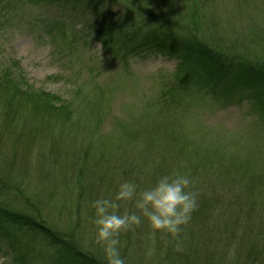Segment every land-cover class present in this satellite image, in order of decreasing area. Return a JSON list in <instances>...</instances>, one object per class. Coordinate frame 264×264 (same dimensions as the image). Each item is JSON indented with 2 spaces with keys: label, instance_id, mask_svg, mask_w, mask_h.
Returning a JSON list of instances; mask_svg holds the SVG:
<instances>
[{
  "label": "rangeland",
  "instance_id": "374dc122",
  "mask_svg": "<svg viewBox=\"0 0 264 264\" xmlns=\"http://www.w3.org/2000/svg\"><path fill=\"white\" fill-rule=\"evenodd\" d=\"M197 1V35L203 42L252 62L264 59V0ZM153 2L159 9L156 12L177 18L186 13L185 5L192 4L193 0ZM20 12L26 13V18L31 13L61 16L56 8L32 10L30 5L20 6L17 13ZM132 21L141 22L136 17ZM73 24V28L79 29L81 20L74 18ZM81 37L84 41L78 42L74 60L57 54L54 46L45 40L35 39L23 25L0 27V74L12 62L18 63L27 85L34 91L49 92L60 102L69 104L73 112L69 114V121V116L65 119L51 115L52 125L45 128L41 120H27L30 118L27 100L22 102L16 115H11L0 96V184L5 189L0 201L3 205L17 213L39 216L44 225L72 237L82 251L101 256L106 262L103 248L95 240L91 203L99 197H114L121 181L131 180L144 188L171 170L180 169L179 172L189 174L192 163L179 166L187 161L180 162L191 158L190 148L205 150L213 139L219 140L214 144L217 150L210 153L212 158L226 160L232 156L233 161L256 164L250 172H264L263 166H258L264 158V120L259 119L260 112L248 101L221 107L215 96L205 92V85L212 87L214 80L195 67L183 65L177 75L189 79L184 83L189 85L187 97L180 96L175 105L164 103L161 93L165 88L176 86L174 74L180 60L151 54L110 64L99 43L90 42L86 32ZM92 68L98 71V76L90 74ZM50 77L57 79L49 80ZM115 80L118 81L113 83ZM121 80L124 84L116 88L114 85ZM84 82L87 84L83 85ZM90 82L95 83V88L89 89ZM110 87H115L116 92L110 93ZM247 96L244 94V99ZM142 106L146 109L141 110ZM38 117L36 114L34 118ZM21 129L25 131L23 135ZM251 140L253 145L248 153L243 142ZM253 147L257 155L252 153ZM200 167L208 170H197L195 176L200 174L201 184L195 187L192 181L191 185V190L199 189L200 200L210 189L222 192L244 183L222 181L217 176L221 168ZM218 192L211 195L220 197ZM118 211H136L134 201L121 202ZM204 222L200 225L189 222L183 227L179 239L184 249L197 243V248L202 247L190 231L208 233L211 225L218 227L222 220L216 219L212 224ZM10 231L17 242L13 250L22 252L23 260L15 263L11 249L0 242V264H62L41 238L26 231ZM215 232L214 249L229 264L234 261L235 253L244 250L238 249L237 239L233 242L224 230ZM120 239L126 264H163L172 259L168 249L177 243L166 234L153 235L146 220L140 227L122 234ZM150 247L154 252L148 257Z\"/></svg>",
  "mask_w": 264,
  "mask_h": 264
},
{
  "label": "trees",
  "instance_id": "16d2710c",
  "mask_svg": "<svg viewBox=\"0 0 264 264\" xmlns=\"http://www.w3.org/2000/svg\"><path fill=\"white\" fill-rule=\"evenodd\" d=\"M138 1L0 0V27L19 28L23 25L28 34L34 36L35 39L45 40L54 46L57 54H65L69 58L73 57L72 59L76 56L78 42L84 41V38L81 37L83 32L88 34L90 42H97L101 45L103 55L107 57V62L110 64L114 61L126 62L131 57L151 54L176 58L180 60L174 74L176 86L165 88L162 91L161 97L164 103L175 105L177 104L176 99H180V96L187 97L185 93L189 85L184 86V83L189 79L186 76L178 77L177 72L183 65H188L195 67L200 73L214 80L212 87L207 88L205 85V92L211 94V97L215 96L218 105L225 108L228 105L248 101L252 108L260 112L259 119L264 120V59L252 62L229 50L223 51L203 42L197 35L199 32L197 29L199 26L197 24L199 2H195L196 0H193L192 4H186V13L177 18H169V15L161 14L162 11L156 12L159 9L153 0H149L148 3L145 2L146 0H140L139 2L143 5L138 4ZM185 2L189 1L185 0ZM23 5H30L32 10L56 8L61 16L59 18L45 17L41 13H31L26 18V13H17L20 6ZM66 15H70L69 18H66ZM135 17L141 22L132 21ZM74 18L81 20L79 29L73 28ZM73 45H76L74 49ZM18 66V63L12 62L10 67L0 74V96L5 99V104L3 103L7 108L5 110H10L11 115H16L22 102L27 100L25 102L30 108L28 121L41 120L44 122L43 127L48 128V125H52L51 115L53 117L61 115L67 119L72 112L71 106L60 102V99L49 92L34 91L32 86L27 85ZM90 71V74L95 73L94 76H98V71H95V68ZM56 79V77L49 78L54 81ZM117 81L115 80L113 83ZM90 84L92 87L90 86L89 89L95 88V83L90 82ZM123 84L124 81L121 80L114 86L122 87ZM115 87H110L108 91L116 92ZM203 89L204 87H202ZM244 94L248 95L247 99H244ZM125 106L130 108L129 104ZM145 106H142L141 110L146 109ZM36 114L39 116L38 118H34ZM70 119L71 116L68 117V121ZM21 130H23V135L25 131ZM31 134L35 135V133ZM218 140L213 139L211 146L205 147L207 152L202 147L199 150L195 147L190 148L191 158L181 161L180 163L187 162L179 164V166L192 163L193 168L191 167L192 171L189 175L194 181L195 187L201 184L200 174L198 177L195 176L198 174L197 170L199 172L208 170L206 167H200L201 165L214 166L215 169L221 168L217 176L222 177V181L227 179L234 183L238 181L244 183L242 186L226 188L228 190L225 189L222 192L210 189L212 191L203 200L197 198L198 206L192 213L189 222H192L193 225H200L204 221V223L211 222L212 224L216 219H221L222 223L218 227L211 225L208 233L201 231L192 234L190 231L196 240L201 241L202 247L197 248V243L190 245L188 249H184L182 246V251H176V246L169 248L168 252L172 259L166 260L163 264H226L222 260L224 258L221 256V252L214 249V237L217 230L227 232L225 234H228L233 242L237 239L238 249L244 250L235 253L234 261L229 264H264V172H250V168L257 167L256 164L251 165L246 160L233 161L231 160L232 156H228V159L225 158L226 160L223 157L212 158L210 153L217 150L214 148V144ZM251 142L253 140L243 142V147L248 153L253 145ZM182 152L186 151L182 150ZM252 153L258 154L254 147ZM261 161L258 166H263L264 170V158ZM212 163L214 164L211 165ZM194 169L195 172H193ZM172 172L173 170H171ZM155 180H151V184ZM202 189L209 191V188ZM4 190V186L0 184V196ZM192 191L200 195L199 189ZM213 192L221 194L220 197L211 195ZM2 203L0 201V242L6 243V246L11 249L10 253L15 255L13 260L15 263L22 262L23 253L13 250L16 248L17 242L10 234V229L26 231L34 237L41 238L62 264H107L101 256L82 251L80 246L71 240L72 237L44 225V221L39 216L31 217L14 212ZM203 234L205 236L201 237L200 235Z\"/></svg>",
  "mask_w": 264,
  "mask_h": 264
},
{
  "label": "clouds",
  "instance_id": "9594fccd",
  "mask_svg": "<svg viewBox=\"0 0 264 264\" xmlns=\"http://www.w3.org/2000/svg\"><path fill=\"white\" fill-rule=\"evenodd\" d=\"M189 174L173 171L159 176L150 186L140 188L134 181L119 183L114 197H99L92 201L95 240L101 245L107 264H126L121 255L122 234L147 221L153 235L166 234L176 240V251H182L180 234L196 210L198 193L191 190ZM134 201L136 211L119 212L121 202ZM154 248L147 250L150 257Z\"/></svg>",
  "mask_w": 264,
  "mask_h": 264
}]
</instances>
